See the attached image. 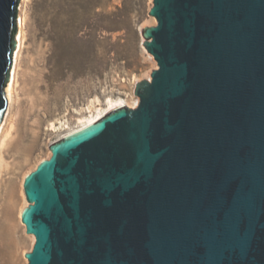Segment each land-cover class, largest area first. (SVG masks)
I'll use <instances>...</instances> for the list:
<instances>
[{"label": "water", "instance_id": "95a60500", "mask_svg": "<svg viewBox=\"0 0 264 264\" xmlns=\"http://www.w3.org/2000/svg\"><path fill=\"white\" fill-rule=\"evenodd\" d=\"M156 61L23 180L27 264H264V0H152ZM23 0H0V132Z\"/></svg>", "mask_w": 264, "mask_h": 264}, {"label": "rangeland", "instance_id": "374dc122", "mask_svg": "<svg viewBox=\"0 0 264 264\" xmlns=\"http://www.w3.org/2000/svg\"><path fill=\"white\" fill-rule=\"evenodd\" d=\"M97 2L96 24L69 28L54 20L56 0L25 3V44L0 166V264H27L23 253L35 238L20 219L28 204L22 184L51 155L48 146L110 100L135 107V83L157 68L140 34L156 24L147 14L152 0Z\"/></svg>", "mask_w": 264, "mask_h": 264}, {"label": "trees", "instance_id": "16d2710c", "mask_svg": "<svg viewBox=\"0 0 264 264\" xmlns=\"http://www.w3.org/2000/svg\"><path fill=\"white\" fill-rule=\"evenodd\" d=\"M56 2L54 20L61 22L63 27L82 26L89 22L96 24L98 21L97 0H56Z\"/></svg>", "mask_w": 264, "mask_h": 264}, {"label": "bare ground", "instance_id": "6f19581e", "mask_svg": "<svg viewBox=\"0 0 264 264\" xmlns=\"http://www.w3.org/2000/svg\"><path fill=\"white\" fill-rule=\"evenodd\" d=\"M28 0H23V5H22V10H21V30H20V46H19V52H18V56H17V59H16V62H15V67H14V74H13V80H12V84H11V88H10V95H9V103H8V111H7V117H8V113H9V108L12 104V101H13V92H14V89H15V85L17 84V81H18V66H19V58L21 56V53H22V49L24 47V44H25V25H26V11L24 10L25 9V3L27 2ZM121 102H118V101H115V100H110L107 105H106V108H103V109H99L95 114H92L90 115L89 117H86L85 120L82 121V123L75 129H72L70 131H67L66 133H64L61 137L69 134L70 132L94 121L95 119H97L98 117H100L102 114H104L106 111H108L110 108H112L113 106L115 105H118L120 104ZM133 107V106H131ZM7 117H6V120H5V123H4V126H3V129L1 130L0 132V166L3 162V147H4V137L6 135L5 133V125L7 124ZM54 128V125H52V129ZM59 137V138H61ZM22 210H20L19 213H21ZM32 239V238H31Z\"/></svg>", "mask_w": 264, "mask_h": 264}]
</instances>
